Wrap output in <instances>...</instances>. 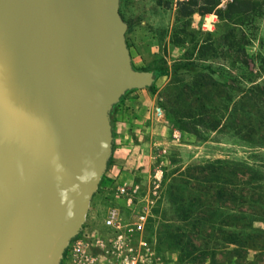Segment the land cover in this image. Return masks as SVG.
<instances>
[{"label":"water","instance_id":"1","mask_svg":"<svg viewBox=\"0 0 264 264\" xmlns=\"http://www.w3.org/2000/svg\"><path fill=\"white\" fill-rule=\"evenodd\" d=\"M120 0H0V264H61L113 152L111 111L149 87Z\"/></svg>","mask_w":264,"mask_h":264},{"label":"rangeland","instance_id":"2","mask_svg":"<svg viewBox=\"0 0 264 264\" xmlns=\"http://www.w3.org/2000/svg\"><path fill=\"white\" fill-rule=\"evenodd\" d=\"M164 1L162 0L163 3ZM228 1L221 0L219 6H225ZM175 9V6L165 8L159 0H120V12L128 24L126 39L133 65L138 69L153 70L155 80L153 89L148 87L146 90L130 89L114 105L111 111L113 148L114 145H118L124 123L127 122L125 125L130 126L132 117L127 113L130 110L134 111L135 107H149L157 121L154 124L155 143H151L153 149L149 142L148 147H145L147 148L146 154H148L145 157L147 162L139 167L140 171H138L135 182L139 184L140 194L135 199L140 205H145L148 192L150 191L153 195L154 203L151 208L150 223L153 236L167 245L170 259L183 264H246L244 259L237 255L233 256L234 254L232 255L229 250H213L211 246H214L207 235L208 232L199 235L189 229L192 228L189 227V223L180 218L181 203H170L171 192L176 190L180 192V183L183 185L187 181L190 182L189 186L198 185L197 176L207 160L216 157L244 159L245 156L252 157L254 153V150L244 146L242 139L235 134L237 124L232 123L231 116L222 115L220 129L214 130L209 127L213 117L212 113H199V102L191 104L196 122L192 124L196 130L184 125L180 111L185 109L191 98L195 99L204 94L201 92L203 88L190 92L189 84L194 81L198 84L211 82L213 88L207 95L215 102L225 101L229 96L227 85H231L233 79L237 82H244V54L231 59L225 52L223 44H217V50L210 57L212 60L210 69L206 68V64L210 61L201 62L196 58L197 48L193 50V58L189 60L185 52L186 49L191 51L193 48L192 41H190L193 36L187 37L184 44L172 40ZM210 21L214 23L210 25ZM206 22H208V27L204 26ZM191 23L195 39L208 38L205 34L200 35L201 31L212 32V38H216V34L219 33L218 29L220 30V21L215 12L195 14ZM255 24L259 26V35L264 43V14L256 19ZM145 91L147 93H143ZM192 120V118H187V121ZM224 121L227 123L222 126ZM255 155H257L256 151ZM254 156L252 158H255ZM259 156L264 159V154ZM113 158L112 152L110 159ZM114 180L108 178L105 172L91 199L87 219L93 221L98 227H101L109 207L118 206L123 211H127V200L117 194L118 185ZM170 224L174 225L175 234L168 231ZM177 234H180L179 237L186 242V245L183 242L178 244L175 236ZM203 241L207 243L205 251L198 249L200 245L204 246ZM252 253L251 256H253ZM251 259L255 264H264L262 253ZM62 261L65 263L64 256Z\"/></svg>","mask_w":264,"mask_h":264},{"label":"trees","instance_id":"3","mask_svg":"<svg viewBox=\"0 0 264 264\" xmlns=\"http://www.w3.org/2000/svg\"><path fill=\"white\" fill-rule=\"evenodd\" d=\"M159 2L167 9L176 8L172 40L184 44L187 37L193 36L190 39L193 48L185 52L189 60L197 48L196 58L201 62L210 61L206 64V68L210 69V57L217 50V44H223L231 59L244 54V82L233 79V83L227 85L229 96L225 101L215 102L207 95L213 88L211 82L198 84L194 81L189 84V91L203 88L201 92L205 95L202 93L200 97L191 98L180 112L184 125L193 130H196L192 124L196 123L193 102H199V113H212L209 127L214 130L220 129L222 115L231 116L232 123L237 124L235 134L242 139L244 146L254 150L252 157L255 151L257 155L255 158L216 157L207 160L197 176L198 185L189 186L187 181L183 185L180 183L181 190L171 192L170 203H181L180 218L189 223L192 227L189 229L199 235L208 232L213 250H229L233 256L244 259L246 264H255L251 257L264 254V159L259 156L264 154V43L259 35V26L255 24L256 19L264 14V0H229L223 7L219 6L221 0ZM208 12L217 14L219 33L216 31V38H212V32L201 31L200 35L205 34L208 38L195 39L191 19L195 14ZM149 88L153 89V84ZM187 118L193 120L187 121ZM168 231L175 234L173 224ZM175 236L178 244L183 242L186 245L180 234ZM158 241L168 250L165 243ZM203 245L198 249L204 250L206 241Z\"/></svg>","mask_w":264,"mask_h":264},{"label":"built area","instance_id":"4","mask_svg":"<svg viewBox=\"0 0 264 264\" xmlns=\"http://www.w3.org/2000/svg\"><path fill=\"white\" fill-rule=\"evenodd\" d=\"M117 194L126 198L127 211L109 207L101 227L86 219L65 250L64 264H183L170 259L166 246L151 232V192L145 205L135 199L139 184L119 185Z\"/></svg>","mask_w":264,"mask_h":264},{"label":"crops","instance_id":"5","mask_svg":"<svg viewBox=\"0 0 264 264\" xmlns=\"http://www.w3.org/2000/svg\"><path fill=\"white\" fill-rule=\"evenodd\" d=\"M213 23L214 21H211L210 25ZM146 88L147 87H143L140 88V90H146ZM143 93L147 92L145 91ZM135 108L134 111L130 110L127 113V115L131 114L132 117L130 123L128 122L130 126L128 127L125 125L127 122L124 123L122 134L119 136L118 145H114L113 148L114 158L108 163L106 171L108 178L115 179L114 181L118 186L137 183L135 180L138 177V171H140L139 167L145 165L147 162V158L145 159V157L148 154H146L147 148L145 147H148V142L149 145H151L152 142L155 143L154 124L157 123V121L153 117V112H151V109L147 106ZM149 117L150 120H148ZM151 148L153 149L152 145Z\"/></svg>","mask_w":264,"mask_h":264}]
</instances>
